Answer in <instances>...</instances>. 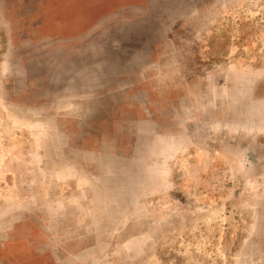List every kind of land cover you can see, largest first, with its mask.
<instances>
[{
  "label": "rangeland",
  "instance_id": "374dc122",
  "mask_svg": "<svg viewBox=\"0 0 264 264\" xmlns=\"http://www.w3.org/2000/svg\"><path fill=\"white\" fill-rule=\"evenodd\" d=\"M165 1L0 0V264H264V0Z\"/></svg>",
  "mask_w": 264,
  "mask_h": 264
},
{
  "label": "crops",
  "instance_id": "0c3cea01",
  "mask_svg": "<svg viewBox=\"0 0 264 264\" xmlns=\"http://www.w3.org/2000/svg\"><path fill=\"white\" fill-rule=\"evenodd\" d=\"M165 2H170L171 4L173 3V5L162 6V9L160 8L161 11L159 12V15L157 14V16H155V17L156 18H162V19L166 18V19L174 20L176 22H178L180 20L181 21L191 20V22L190 21L188 22L189 26H187V27L190 29L192 27L194 29L192 34H195V36H196L195 37V43L200 46L201 51H202V48L206 49L207 46L205 45L204 41L201 43L198 42L200 40V36H202V35L204 36V35L208 34V32H211L212 20L217 15V13H220V17L221 16L229 17V15H230L229 10H230L231 6L242 4V3H239V1H237V0H223L221 5L218 6V8L220 10L216 11L215 7L213 6L212 0H201L199 2V4L197 3L196 0H167ZM197 4H198V6H197ZM165 7H167V9ZM147 16L150 17V13ZM151 19H152V17H151ZM195 24H198V25L194 26ZM170 25H172V24H169V26ZM169 26H168V28H169ZM151 47H149L150 48L149 50H150V52H153V50L155 48L153 49V47L152 48ZM162 47H160L159 49H161ZM156 49H158V48H156ZM150 56H151V53H150ZM150 56H149V58H150ZM153 64L154 65L156 64L157 68H159V66H160V64L157 62H154ZM131 67L132 66L127 67V65H126L125 68L122 70H119L118 73L123 74V75L130 74V73H132ZM143 68L144 67H142L140 70V73H139L140 75H143V73H142ZM125 96H127V95H125ZM241 98H244V94L241 95Z\"/></svg>",
  "mask_w": 264,
  "mask_h": 264
}]
</instances>
